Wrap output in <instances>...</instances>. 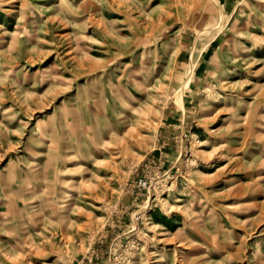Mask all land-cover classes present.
Here are the masks:
<instances>
[{"label": "rangeland", "instance_id": "1", "mask_svg": "<svg viewBox=\"0 0 264 264\" xmlns=\"http://www.w3.org/2000/svg\"><path fill=\"white\" fill-rule=\"evenodd\" d=\"M0 264H264V0H0Z\"/></svg>", "mask_w": 264, "mask_h": 264}, {"label": "crops", "instance_id": "2", "mask_svg": "<svg viewBox=\"0 0 264 264\" xmlns=\"http://www.w3.org/2000/svg\"><path fill=\"white\" fill-rule=\"evenodd\" d=\"M168 118H171V117H170V115H169V117H168ZM164 126H165V125H164ZM167 126H169V125H167ZM162 128H163V125H162V126H161V128H160V131H161V132H162V130H163ZM164 128H165V127H164ZM164 132H165V133H167L168 131H167V130H165ZM170 133H171V132H170ZM162 138H165V137H164V136H162Z\"/></svg>", "mask_w": 264, "mask_h": 264}, {"label": "built area", "instance_id": "3", "mask_svg": "<svg viewBox=\"0 0 264 264\" xmlns=\"http://www.w3.org/2000/svg\"><path fill=\"white\" fill-rule=\"evenodd\" d=\"M139 185L144 187V186L146 185V182H145V181H142V180H140V181H139Z\"/></svg>", "mask_w": 264, "mask_h": 264}]
</instances>
